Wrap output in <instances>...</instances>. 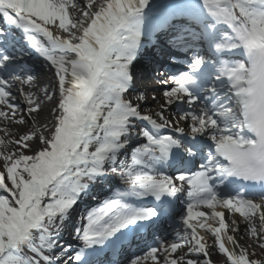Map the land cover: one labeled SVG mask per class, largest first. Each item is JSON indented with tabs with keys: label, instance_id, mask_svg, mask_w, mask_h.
Here are the masks:
<instances>
[{
	"label": "snow or ice",
	"instance_id": "1",
	"mask_svg": "<svg viewBox=\"0 0 264 264\" xmlns=\"http://www.w3.org/2000/svg\"><path fill=\"white\" fill-rule=\"evenodd\" d=\"M149 3L0 0L8 26L0 29V190L10 193L0 194V264H104L102 254L122 252L145 233L151 242L145 240L128 264H213L212 247L223 264H264L251 245L236 240L239 223L226 222L224 211L238 213L264 250V0L160 6L169 29L172 20L192 21L176 28L173 43L189 50L190 33L205 54L193 47L187 70L159 73L158 82L171 87L155 118L125 98L142 37L150 43L154 35L153 26L146 27ZM17 32L54 69L58 99L49 97L55 103L48 135L14 138L11 130L42 111L25 91L35 77L8 44ZM172 107L176 114L169 119L165 112ZM116 177L123 187L80 217L79 251L57 252L81 197ZM177 215L171 240L157 233L165 218Z\"/></svg>",
	"mask_w": 264,
	"mask_h": 264
},
{
	"label": "bare ground",
	"instance_id": "2",
	"mask_svg": "<svg viewBox=\"0 0 264 264\" xmlns=\"http://www.w3.org/2000/svg\"><path fill=\"white\" fill-rule=\"evenodd\" d=\"M199 2V0H150L149 6L151 5H157V4H163V5H170V4H175V3H185V4H191V3H197ZM83 3H87V0H83ZM154 10V8H148L146 9V13H151ZM175 27L172 29L168 28V25H166V28H164V30L158 31L157 35L152 41H151V47H149V40L145 39L144 37H142V43L145 45L144 47H142V49L140 50L139 56L137 58V61L134 62V66L132 68V73H133V86L129 89L128 93H126L125 98L130 100L133 104H139L140 108L141 106H145L146 109V113L149 112L150 115L154 116V113L156 111L159 110L160 105L164 103V97L163 95H152L155 96L157 99L153 100L152 96H146V99L144 101H140L139 100V95L140 93L138 92L137 95H130L129 93H132L133 89L135 88H150V84L148 82V80L145 77H142L141 75V71L142 68L145 70H149V67L146 66L144 63L148 60L147 57L152 55L150 51H155V53H158L159 51L157 50V48L161 45H166V46H170L173 42L172 39H170L168 41V39L172 36L171 33L176 32V28L178 27H188L190 23L189 20L187 19H177L174 20L172 23ZM151 26H153V31L155 28H160L162 23H150ZM147 27V25H146ZM163 27V26H162ZM161 27V28H162ZM198 29V28H195ZM199 31V29H198ZM169 37L167 39H165V34H169ZM164 36V38H162ZM18 39V38H17ZM165 39V40H164ZM164 41V42H163ZM17 42V45L19 48L23 49L24 51H26L28 54H33L34 58L30 60V64L31 66L35 69L34 72L32 73V75L35 77L34 80V84L32 87H27L25 86V91H31L34 94V98L36 100V102L38 104L41 105L42 107V111L38 112V113H33L32 114V119L29 120L27 117H25L26 119V123L21 125V124H14L11 126V130L14 133V138L18 137L19 135L22 134H29L32 131H37L40 133H43L44 135H48L49 134V130L52 128L53 123H54V117L53 114L50 112V110L53 108L55 101H50L49 97H52L53 95H56L57 99H58V93H55L54 91V69L50 66L49 62H47L49 64V68L46 64H44V62H41L38 60L39 56L38 53H36L31 47H29L27 45V43L24 41L23 37H19V41L16 40L15 43ZM148 43V45H146ZM170 43V44H169ZM151 71V70H150ZM148 71V73L150 72ZM152 85V84H151ZM134 93V92H133ZM148 93V92H146ZM20 101L18 102L19 104H21L22 108H26L27 105L24 102L23 98L20 97L19 99ZM151 104V106H150ZM149 106V107H148ZM171 112V108H169L166 112H165V116L168 117L169 119H174L175 118V114H170ZM18 115H21V113H18ZM155 118V116H154ZM3 127V124L0 123V128ZM0 135H3L2 133H0ZM13 147V146H10ZM4 150L2 147H0V151ZM31 154V153H28ZM7 183L10 184V182H8L6 180ZM113 180H109L107 182H104L102 186H97L94 187L90 190V194H94L95 196L97 194H101L104 191L102 189L106 188H111ZM122 185V182L120 183ZM119 184V185H120ZM119 187H123V186H119ZM2 190H0V193L2 194ZM88 193V195H90ZM82 196L80 201L78 202V204L75 206L72 214H71V218L68 222V227L66 230L62 231L61 236L58 239V247H57V252L60 251L61 248H63V246H66L69 249V237L68 235H70L71 230H74L75 232V228H77V224H75L74 222V218L75 215L77 214V212L82 211V208L84 205L87 204V196ZM88 206V205H87ZM204 211H209L207 209H202ZM220 210V209H218ZM225 211V220L226 222H228L231 225V221L233 219H235L238 223H239V231L237 233H235V238L236 240L244 246H249L251 245V251H254L256 253V257L257 259H263L264 258V250H261L258 246H256V241L255 238L251 237L246 231H245V224L242 222V218L239 216L238 213H229L228 210H224ZM177 221L179 222V217L177 219ZM211 222V221H210ZM179 226V223H178ZM172 233V231H171ZM169 235L168 239L171 240L173 237L172 235ZM204 234V233H202ZM229 234H233L231 233V229H229ZM206 235V239L208 240L209 245L213 244V239L211 237L210 234H205ZM229 247H231V245H229ZM211 251V259L213 261V264H217V262H220V264H223V259L222 257H216L218 253L217 249L215 247H212L210 249ZM74 250L69 251V255H74ZM110 252L106 253V254H102L101 255V260L104 262V264H109L111 261L114 260L115 257L110 256L109 255ZM217 253V254H216ZM220 255V254H219ZM105 256V257H104ZM67 257H65L66 259ZM62 264V262H61ZM73 264V262H72ZM124 264H128V263H124Z\"/></svg>",
	"mask_w": 264,
	"mask_h": 264
},
{
	"label": "rangeland",
	"instance_id": "3",
	"mask_svg": "<svg viewBox=\"0 0 264 264\" xmlns=\"http://www.w3.org/2000/svg\"><path fill=\"white\" fill-rule=\"evenodd\" d=\"M129 94L132 95V96H133V95L135 96V94H133V93H129ZM150 106H151V104H150ZM148 107H149V106H148ZM146 109H147V108L143 105V106H141L140 111H141L142 113H145V112H146ZM0 194H1V193H0ZM2 195L10 196V193H6V192H5V193H2ZM95 207H96V206H95ZM95 207H94V208H95ZM80 217H81V216L79 215V216L77 217V219L80 220ZM78 220H76V221H78ZM80 225H81V224H80ZM79 227H81V226H79ZM79 227H78V228H79ZM216 254H217V253H216ZM216 257H221V255L217 254ZM263 259H264V258H263Z\"/></svg>",
	"mask_w": 264,
	"mask_h": 264
}]
</instances>
